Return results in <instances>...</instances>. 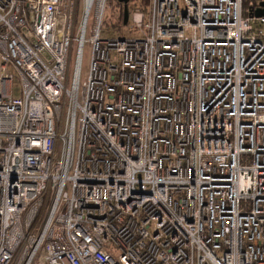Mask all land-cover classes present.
Returning <instances> with one entry per match:
<instances>
[{
    "label": "built area",
    "instance_id": "obj_1",
    "mask_svg": "<svg viewBox=\"0 0 264 264\" xmlns=\"http://www.w3.org/2000/svg\"><path fill=\"white\" fill-rule=\"evenodd\" d=\"M107 1L0 0V264H264V0Z\"/></svg>",
    "mask_w": 264,
    "mask_h": 264
},
{
    "label": "rangeland",
    "instance_id": "obj_2",
    "mask_svg": "<svg viewBox=\"0 0 264 264\" xmlns=\"http://www.w3.org/2000/svg\"><path fill=\"white\" fill-rule=\"evenodd\" d=\"M180 5L183 6L184 0H179ZM141 3V0H130L129 7H133L135 4ZM148 3V2H147ZM144 5L143 3H141ZM117 2L116 0H109L107 1V6L104 12V16L102 19V27H101V37L102 38H117V37H128V38H138L141 36V31L139 28L132 25V22L129 20L127 24L120 25L117 23L118 17L116 12ZM123 8V4L121 6ZM80 15H84L85 12V3L84 0H80ZM93 22V11L89 18V29L87 31V36L90 34V26ZM90 57H91V45L90 43L85 44L84 54H83V61H82V71H81V80L84 81L88 75L89 66H90ZM76 64V43L73 48L72 58H71V67H70V75H69V85H71L74 68ZM14 93H20V83L18 80L14 81ZM67 189H69V184L67 185ZM45 218H42L41 223Z\"/></svg>",
    "mask_w": 264,
    "mask_h": 264
},
{
    "label": "water",
    "instance_id": "obj_3",
    "mask_svg": "<svg viewBox=\"0 0 264 264\" xmlns=\"http://www.w3.org/2000/svg\"><path fill=\"white\" fill-rule=\"evenodd\" d=\"M120 3L123 4V16H124V24L128 23L129 20V2L130 0H118ZM262 8L257 9L256 14L258 16L264 15V2L262 3Z\"/></svg>",
    "mask_w": 264,
    "mask_h": 264
},
{
    "label": "trees",
    "instance_id": "obj_4",
    "mask_svg": "<svg viewBox=\"0 0 264 264\" xmlns=\"http://www.w3.org/2000/svg\"><path fill=\"white\" fill-rule=\"evenodd\" d=\"M108 1H109V0H108ZM116 2H117L116 7H120V6L122 5V3H120L118 0H116ZM147 2H148V0H141V3H143L144 5H142L141 3H139V4H135V5H141V6H143L144 8H146L147 5H148ZM135 5H134V6H135ZM134 6H133V7H129V10H131L132 8H134ZM117 23L119 24L120 21L118 20Z\"/></svg>",
    "mask_w": 264,
    "mask_h": 264
}]
</instances>
